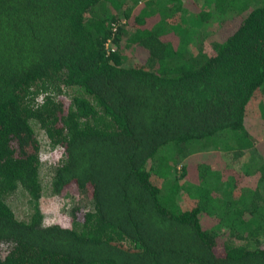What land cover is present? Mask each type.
<instances>
[{
    "label": "trees",
    "instance_id": "16d2710c",
    "mask_svg": "<svg viewBox=\"0 0 264 264\" xmlns=\"http://www.w3.org/2000/svg\"><path fill=\"white\" fill-rule=\"evenodd\" d=\"M259 119L264 0H0V264H264V145L190 150Z\"/></svg>",
    "mask_w": 264,
    "mask_h": 264
},
{
    "label": "rangeland",
    "instance_id": "374dc122",
    "mask_svg": "<svg viewBox=\"0 0 264 264\" xmlns=\"http://www.w3.org/2000/svg\"><path fill=\"white\" fill-rule=\"evenodd\" d=\"M221 13L219 12H213L211 15V18L209 19V23L215 24L217 20L221 18ZM217 34L211 33L207 36L208 39H212L216 37ZM258 114H261L258 113ZM253 114L252 117L260 118V115ZM262 120V122H260ZM247 129H251L252 132L250 133V136H248V139H239V132L234 131L232 129H223L219 130L218 134L216 135H209L201 140H197L195 142H203L205 143V146L195 148L193 146H190L191 154H200L203 157L196 156V159H203L207 162L213 161L216 158V153L211 152L210 150H215L218 152H223L224 158L227 162L235 163L236 166H238L242 171L250 172L253 171L257 164L260 154L256 151L254 153V156H251V152L255 151L257 148L264 145V119H259L255 121H251L250 127L249 124L247 126ZM222 131V132H221ZM223 131H228L232 134L233 141L236 144V148L232 151L230 149L234 143L228 144L231 140V137L227 133H223ZM220 132V133H219ZM239 143V144H238ZM254 145V146H253ZM189 150V149H188ZM59 149H54L51 151H45L42 153V159H49V160H56L58 156L60 155ZM232 151V153H231ZM184 153L177 154L176 151H174V155L172 156V159L175 161V163L182 162V157ZM188 156V155H187ZM186 156V157H187ZM209 181V180H208ZM76 201L79 202L84 207H88L90 203L89 197H86V192L83 190H77L76 192ZM88 196V195H87ZM20 199H23L22 197ZM180 203L183 205L186 204L185 200L186 197L184 195H180L178 198ZM73 200V199H72ZM72 200L69 199L67 196L61 195H50L47 193H44L41 198V208L43 209L44 213V222H51L52 220L56 219V214L61 210L63 207H69L72 204Z\"/></svg>",
    "mask_w": 264,
    "mask_h": 264
}]
</instances>
